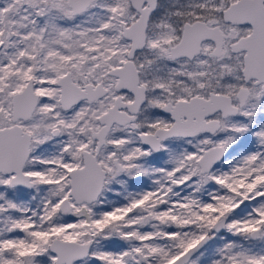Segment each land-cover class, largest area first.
I'll return each mask as SVG.
<instances>
[{
	"label": "snow or ice",
	"instance_id": "obj_1",
	"mask_svg": "<svg viewBox=\"0 0 264 264\" xmlns=\"http://www.w3.org/2000/svg\"><path fill=\"white\" fill-rule=\"evenodd\" d=\"M0 264H264V0H0Z\"/></svg>",
	"mask_w": 264,
	"mask_h": 264
}]
</instances>
